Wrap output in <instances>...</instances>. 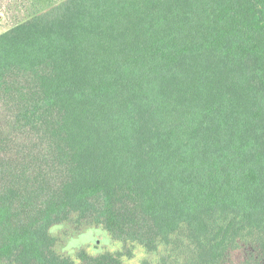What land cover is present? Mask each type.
<instances>
[{"label": "trees", "instance_id": "1", "mask_svg": "<svg viewBox=\"0 0 264 264\" xmlns=\"http://www.w3.org/2000/svg\"><path fill=\"white\" fill-rule=\"evenodd\" d=\"M98 226L120 244L58 251ZM0 264H264V0H61L1 33Z\"/></svg>", "mask_w": 264, "mask_h": 264}, {"label": "rangeland", "instance_id": "2", "mask_svg": "<svg viewBox=\"0 0 264 264\" xmlns=\"http://www.w3.org/2000/svg\"><path fill=\"white\" fill-rule=\"evenodd\" d=\"M36 7H33L27 0H0V34L10 29L15 24L24 21L37 9H47L61 0H31ZM58 251L63 255L86 248L90 253H97L91 245L108 244L111 241L114 245L120 242L113 240L109 233L101 226L89 228L83 232L59 231ZM74 253V252H73ZM72 253V254H73Z\"/></svg>", "mask_w": 264, "mask_h": 264}]
</instances>
